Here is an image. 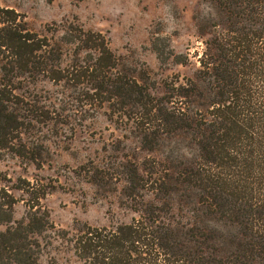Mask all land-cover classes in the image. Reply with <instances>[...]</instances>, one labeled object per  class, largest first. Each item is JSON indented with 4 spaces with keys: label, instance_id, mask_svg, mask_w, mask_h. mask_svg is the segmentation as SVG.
Instances as JSON below:
<instances>
[{
    "label": "trees",
    "instance_id": "16d2710c",
    "mask_svg": "<svg viewBox=\"0 0 264 264\" xmlns=\"http://www.w3.org/2000/svg\"><path fill=\"white\" fill-rule=\"evenodd\" d=\"M207 1L214 13L199 19L197 77L167 82L162 96L124 68L100 32L70 23L55 41L0 8V157L43 168L44 145L32 138L58 113L19 93L39 81L76 94L86 113L107 109L148 151H171L150 166L120 163L128 200L120 206L137 214L130 222L73 232L51 221L40 201L46 189L10 187L0 175V264H42L58 238L81 264H264V0ZM156 51L162 63L185 62ZM110 169L94 165L87 174L98 184L118 180ZM13 190L33 196L20 219Z\"/></svg>",
    "mask_w": 264,
    "mask_h": 264
},
{
    "label": "rangeland",
    "instance_id": "374dc122",
    "mask_svg": "<svg viewBox=\"0 0 264 264\" xmlns=\"http://www.w3.org/2000/svg\"><path fill=\"white\" fill-rule=\"evenodd\" d=\"M0 8L15 9L32 31L55 41L70 23L100 32L124 68L156 96L165 94L169 81L197 77L198 58L204 48L199 19L214 13L207 0H0ZM156 49L166 56L173 50L185 62L169 58L162 63ZM19 93L46 99L58 118L53 124L41 126L32 138L44 145L40 150L46 159L43 168L6 154L0 157L4 183L12 187L31 181L39 185V192L46 189L40 201L59 229L73 232L75 226L85 223L104 227L130 222L137 214L120 206L128 201L120 163L150 166L154 160H165L171 151H148L133 127L112 121L105 108L92 114L84 112L72 100L76 94L50 81L24 84ZM181 151H189L182 142ZM176 163L178 160L170 156L168 167L174 168ZM94 165L118 172V180L91 182L87 171ZM13 193L21 200L15 206V218L20 219L33 196L22 190ZM4 229L5 225H0V231ZM41 263L81 264L72 244L59 238L45 249Z\"/></svg>",
    "mask_w": 264,
    "mask_h": 264
}]
</instances>
